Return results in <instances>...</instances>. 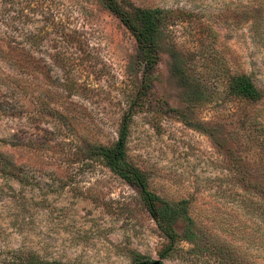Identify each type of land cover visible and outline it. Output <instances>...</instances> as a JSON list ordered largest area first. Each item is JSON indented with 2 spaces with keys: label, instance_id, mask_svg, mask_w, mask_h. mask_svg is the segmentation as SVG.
<instances>
[{
  "label": "rangeland",
  "instance_id": "rangeland-1",
  "mask_svg": "<svg viewBox=\"0 0 264 264\" xmlns=\"http://www.w3.org/2000/svg\"><path fill=\"white\" fill-rule=\"evenodd\" d=\"M129 1L178 15L148 91L136 38L104 0H0V42L24 63L0 62V139L21 177L0 176V264L23 251L65 264H133L137 253L222 264L219 245L264 264V99L228 88L244 72L264 90V0ZM130 109L128 156L163 199L190 200L200 251L182 241L161 257L138 188L93 161L90 144L113 143Z\"/></svg>",
  "mask_w": 264,
  "mask_h": 264
},
{
  "label": "trees",
  "instance_id": "trees-1",
  "mask_svg": "<svg viewBox=\"0 0 264 264\" xmlns=\"http://www.w3.org/2000/svg\"><path fill=\"white\" fill-rule=\"evenodd\" d=\"M107 8L116 14L127 28L133 33L138 43L139 51L144 63L142 89L148 91L151 86L152 73L159 60V37L177 21L178 15L171 9L161 7L134 6L129 0H104ZM4 14V13H3ZM21 49L17 53L5 43L0 42V62L10 61L23 69L22 59H18ZM229 93L247 101L257 103L264 99V90L260 88L254 78L244 72L232 74L228 80ZM134 111L130 109L122 118L118 128L117 139L111 144H90V152L94 162H101L113 173L126 182L135 185L146 204L152 218L155 220L166 244L160 252L161 257L167 258L173 254L180 242L186 241L193 247L191 251L204 246L200 233V224L191 214L190 200L183 198L177 202L163 199L150 188L148 174L133 163L127 151L130 124ZM9 139H0V176L10 180H20V166L6 146ZM222 264H260L251 260L242 251L226 246H215ZM22 252V251H21ZM18 256L19 264H65L58 260H48L39 254L28 251ZM16 260H13L15 263ZM149 258L140 253L136 254L133 264H149Z\"/></svg>",
  "mask_w": 264,
  "mask_h": 264
},
{
  "label": "water",
  "instance_id": "water-1",
  "mask_svg": "<svg viewBox=\"0 0 264 264\" xmlns=\"http://www.w3.org/2000/svg\"><path fill=\"white\" fill-rule=\"evenodd\" d=\"M151 264H161L160 260H155Z\"/></svg>",
  "mask_w": 264,
  "mask_h": 264
}]
</instances>
